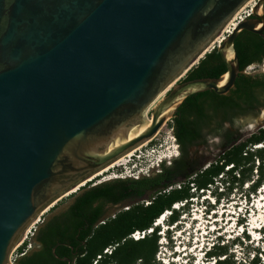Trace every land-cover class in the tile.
Segmentation results:
<instances>
[{"label":"water","instance_id":"obj_1","mask_svg":"<svg viewBox=\"0 0 264 264\" xmlns=\"http://www.w3.org/2000/svg\"><path fill=\"white\" fill-rule=\"evenodd\" d=\"M245 1L0 0V264L36 213L150 138L185 96L230 89L233 39L261 33L264 0L215 46L222 74L176 80Z\"/></svg>","mask_w":264,"mask_h":264},{"label":"trees","instance_id":"obj_2","mask_svg":"<svg viewBox=\"0 0 264 264\" xmlns=\"http://www.w3.org/2000/svg\"><path fill=\"white\" fill-rule=\"evenodd\" d=\"M232 44L238 73L230 89L225 94L212 90L189 94L170 116L176 155L166 164L160 161L150 174L113 178L81 188L61 214L65 231L49 224L40 231L42 239L53 241L57 234L60 241L76 243L69 255L72 264H154L158 236L151 223L164 210L168 211V224L174 222L177 213L171 207L173 203L184 205L193 190H207L217 177L220 183H226V188L248 182L245 190L251 194L264 183V122L247 135L232 127L234 118L253 114L263 105L257 94H264V74L248 75L242 70L252 63H264V29L260 34L240 30ZM224 70L214 48L204 53L181 80L217 77ZM206 136L216 137L218 145L217 153L208 161L190 153L191 147L205 143ZM115 203L128 205L103 218L104 205ZM147 228L149 232L141 237L127 236ZM77 229L79 233L74 239ZM106 248L108 252H102ZM208 254L213 258L222 252L210 250ZM36 258L39 257L24 258L19 264H37ZM213 264L226 262L214 258Z\"/></svg>","mask_w":264,"mask_h":264},{"label":"rangeland","instance_id":"obj_3","mask_svg":"<svg viewBox=\"0 0 264 264\" xmlns=\"http://www.w3.org/2000/svg\"><path fill=\"white\" fill-rule=\"evenodd\" d=\"M254 2L255 0L245 1L240 6V10L238 9L231 18L235 16L234 19L236 20L237 15L250 11ZM218 35L224 36L225 34L219 32ZM215 46L216 40L213 39L204 53L214 49ZM185 72L180 74L176 81L181 80ZM242 73L248 75L264 74V63L249 64L242 70ZM257 96L263 105L258 107L255 113L239 115L232 121V127L242 135H247L264 122V94L258 93ZM158 99L156 98L144 111V119L149 118V111ZM170 125L171 119L168 117L146 140V144L126 157L123 163L112 165L101 175H96L87 180L74 192L65 194L68 190L65 191L51 201L48 205L53 204L45 211L42 212V209L36 213L10 248L8 264H12L18 255L20 249L17 241L19 242L23 237L25 230L28 228L22 242L27 244L31 242L30 237L40 221L61 211L81 188L113 178H133L134 176L147 175L158 168L154 165L155 163L159 164L160 161H163L166 164L177 153ZM206 137L205 143L191 147L190 153L208 161L217 153L218 145L216 137ZM135 162L139 163L140 172L130 168ZM147 164H151V166ZM108 175H114V177L101 180L102 177ZM218 179L217 177L211 186L207 187V190H193L192 197L188 198L184 205L181 202H176L174 207L171 206L177 213V219L174 222L168 224L167 212L162 216L159 224L156 223L158 240L154 264H205V260H212V256L208 254L210 250L222 252L219 256H213V259H222L226 264H262L264 262V183L251 194L246 193L245 190V184L248 182L239 186L232 184L231 188H226V183L222 184ZM125 205L128 203L122 204L119 208L106 204L103 210L107 212V217H111L118 210L125 209ZM36 218V222L33 223ZM151 225L154 226L152 223ZM207 247H209L208 251L203 253Z\"/></svg>","mask_w":264,"mask_h":264},{"label":"flooded vegetation","instance_id":"obj_4","mask_svg":"<svg viewBox=\"0 0 264 264\" xmlns=\"http://www.w3.org/2000/svg\"><path fill=\"white\" fill-rule=\"evenodd\" d=\"M72 199L61 211L54 213L40 221V223L37 225L36 229H34V232L30 237L31 242H28L27 244L23 242L19 243L20 251L18 252V255L15 257L12 264H19L20 260L24 258H29L31 256L39 257L36 258L37 264H72V259L69 255L76 249V243L71 244L65 241H60L57 239L58 237L57 234H56V238H54L53 241H51L50 239H45L44 237L42 239L40 232L45 228V226L49 224H56L57 225L56 230L65 231L66 227L64 226L65 223L61 214L65 212L68 206L72 203ZM52 204L53 203H51L47 207L45 206L46 208L45 207L42 208L43 209V210L41 209L42 212L45 211ZM112 205L117 208L120 207V204L118 203ZM106 214L107 212H103L101 215L103 218H106L107 217ZM78 233H79V229H77V231L73 233L74 239L77 238ZM41 239L43 240L44 244L41 242ZM56 251L58 253H56Z\"/></svg>","mask_w":264,"mask_h":264},{"label":"bare ground","instance_id":"obj_5","mask_svg":"<svg viewBox=\"0 0 264 264\" xmlns=\"http://www.w3.org/2000/svg\"><path fill=\"white\" fill-rule=\"evenodd\" d=\"M243 8V7H242ZM241 8V9H242ZM240 10V9H239ZM236 15V14H235ZM235 16H233V18H231L229 20V22L224 26V28H222V32L224 33H228L230 31V29L235 25ZM222 38V35H218V37H216V39L214 38V40L219 41L220 39ZM209 46V45H208ZM207 49V48H206ZM205 49V50H206ZM204 50V52H205ZM194 63V62H193ZM161 95V94H160ZM159 95V96H160ZM158 96V97H159ZM146 144V141L142 142L141 144H139L138 146L130 149L129 151H127L126 153H124L123 155H121L120 157H118L116 160H113L112 162H110L108 165H106L104 168H101L100 170H98L97 172H95L94 174H92L91 176L87 177L85 180H83L82 182L78 183L76 186H74L73 188H71L70 190H68L65 194L67 193H71L73 191H75L79 186L83 185V183H85L87 180H90L92 179L94 176L96 175H101L103 172L107 171L109 169V167H111L112 165L114 164H119V163H123L124 159L126 157H129L130 155H132V153L137 150L139 147L143 146ZM258 146V145H256ZM114 177V175H108V176H105V177H102L101 180H105V179H110ZM64 194V195H65ZM174 207V205L172 206ZM168 211L167 210H164V212L161 213V216L159 218H161L162 216H164ZM36 222V219L33 220V223ZM159 221H157L156 223L158 224ZM25 232H27V230H25Z\"/></svg>","mask_w":264,"mask_h":264},{"label":"built area","instance_id":"obj_6","mask_svg":"<svg viewBox=\"0 0 264 264\" xmlns=\"http://www.w3.org/2000/svg\"><path fill=\"white\" fill-rule=\"evenodd\" d=\"M249 13H250V11H245V12L241 13V15H237V18H236L235 22H237L238 20H240V19H242L243 17L247 16ZM220 32H222V29H221ZM224 34H227V33H224ZM222 38H223V35H222ZM222 38H221V39H222ZM221 39H220V40H221ZM220 40L216 42V45L220 42ZM131 176H132V175H131ZM135 177H136V176H134L133 178H135ZM167 188H169V186H168ZM173 205H175V203H173ZM26 230L28 231V228H27ZM149 230H150V228H147V229H145V230H143V231H137V230H134V231H132L131 233H129V236H130L131 238H133V239H136V238H138V237H141L143 233H147V232H149ZM25 234H26V232H24L23 237L19 240V242L17 241V245H18L19 243L22 242V240H23ZM103 251L108 252V249H107V248H106V249H103ZM96 257H98V255H96Z\"/></svg>","mask_w":264,"mask_h":264},{"label":"clouds","instance_id":"obj_7","mask_svg":"<svg viewBox=\"0 0 264 264\" xmlns=\"http://www.w3.org/2000/svg\"><path fill=\"white\" fill-rule=\"evenodd\" d=\"M157 159H156V161H159ZM147 165L151 166V164H147ZM154 165L155 166H158V164H156V163ZM130 168L133 169V170H137L138 172H140L139 163H137V162L132 163V165H131ZM208 249H209V247H207L206 250L203 253H205L206 251H208ZM211 259L212 260H210V261L205 260L206 261L205 264H213V258H211Z\"/></svg>","mask_w":264,"mask_h":264}]
</instances>
